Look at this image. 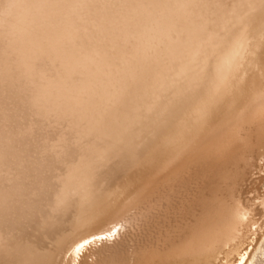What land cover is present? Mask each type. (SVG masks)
Wrapping results in <instances>:
<instances>
[{
    "label": "bare ground",
    "instance_id": "bare-ground-1",
    "mask_svg": "<svg viewBox=\"0 0 264 264\" xmlns=\"http://www.w3.org/2000/svg\"><path fill=\"white\" fill-rule=\"evenodd\" d=\"M263 6L264 0H0V264H50L56 238L97 203L100 185L120 180L123 160L144 155L148 146L134 139L136 130L173 124L220 56L221 77L237 67L246 79L241 134L208 137L213 123L203 113L190 126L192 139L215 145L210 153L229 170L201 225L214 236L190 250L184 264H212L220 252L221 264H255L243 245L255 216H264V194L249 203L242 191L249 177L264 175V42L254 49L243 37L235 40L241 33L257 40L259 22L249 30L245 23ZM193 100L194 110L204 105ZM234 139L238 150H230ZM185 185L181 177L166 189L178 195ZM112 245L103 253L80 249L66 264H119L127 248Z\"/></svg>",
    "mask_w": 264,
    "mask_h": 264
},
{
    "label": "rangeland",
    "instance_id": "rangeland-1",
    "mask_svg": "<svg viewBox=\"0 0 264 264\" xmlns=\"http://www.w3.org/2000/svg\"><path fill=\"white\" fill-rule=\"evenodd\" d=\"M263 8L256 11L263 13ZM256 11L250 17L255 22L249 18L250 21L247 20L245 24L249 30L259 22L255 25L257 40L241 33L235 40L236 45L242 42V37L247 43L253 42L254 49L257 42H264V13H260L261 18ZM250 56L244 59L248 58L247 65L251 61ZM225 59V56H220L217 61L220 62H216L218 65L213 64L209 80L198 87L194 96L187 98L191 100H187L186 108L179 113L173 124L160 130L149 125L136 130L134 139L148 146L144 155L136 157L134 163L127 158L123 160L126 167L118 174L120 180H113L106 187L100 185L95 193L97 203L83 210L79 217L71 221L65 235L56 238L59 245L50 264H66L68 258L80 249L93 248L96 253L112 248V244L122 245V251L127 248L119 264H184L190 250L199 249L202 244L210 241L211 236H214L212 231L201 229V225L207 224L203 221L210 218L211 201L227 180L224 173L229 169L210 153L212 148H216L215 145L210 147L204 140L198 143L192 139L190 126L203 113L213 123V126L210 123L207 125L212 127L206 134L208 137L226 138L241 134L240 123L243 119L239 114V102L242 98L239 94L246 79L244 77L240 80L242 74H239L237 67L230 76L221 77L226 65ZM193 98H198V102L204 105L194 110L190 107L192 101L195 104ZM253 131L250 129V134ZM237 142L234 139L235 146L230 150H238L241 143ZM256 175L243 183L242 198L249 203L260 201L257 196L261 198L264 194V175ZM181 177L186 178V185L178 195L170 196L166 188ZM262 217L258 215L257 220L255 216V223L253 221L250 226L253 231L249 228L251 232L248 238L251 242L246 240L243 245L244 249L249 247L246 248L251 256L249 261L253 260L255 264H264ZM157 246L154 254L152 249ZM148 251L154 255L146 263L145 254ZM116 252L120 254L118 250ZM217 256L222 258L224 253L221 255L220 252ZM219 258V264L221 260L222 263L226 262V259ZM218 260L212 264H218ZM192 262L189 264H200L199 259Z\"/></svg>",
    "mask_w": 264,
    "mask_h": 264
}]
</instances>
